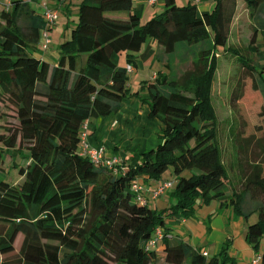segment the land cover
Listing matches in <instances>:
<instances>
[{"label":"trees","instance_id":"obj_1","mask_svg":"<svg viewBox=\"0 0 264 264\" xmlns=\"http://www.w3.org/2000/svg\"><path fill=\"white\" fill-rule=\"evenodd\" d=\"M176 2L163 0L141 22L133 0H81L55 63L44 56L42 32L52 25L43 14L28 0L0 6V105L16 120L0 125V161L9 156L18 176L0 175V264H218L165 220L211 199L245 219L244 239L264 264V64L249 17L264 12V0H213L201 15ZM148 39L168 71L180 48L191 62L175 77L158 69L140 94L128 77ZM123 52L131 71L112 59ZM188 84L194 95L177 90ZM130 97L161 121L158 144L125 163L93 162L81 153L82 124L95 127ZM140 175L172 185L151 199ZM159 198L164 205L151 204Z\"/></svg>","mask_w":264,"mask_h":264},{"label":"rangeland","instance_id":"obj_2","mask_svg":"<svg viewBox=\"0 0 264 264\" xmlns=\"http://www.w3.org/2000/svg\"><path fill=\"white\" fill-rule=\"evenodd\" d=\"M7 1L8 0H0V6L6 4ZM35 1L36 3L33 2V0H30L31 7L33 9L36 8L37 10L41 11V4L37 0ZM80 1L81 0H71L69 4V10H62L60 9L57 3L53 4L51 0H47L48 4L51 7L57 6L58 14L56 20L52 24L51 29L47 31V35H48L47 38L49 42L47 45L48 50L46 53L48 52L52 53L54 51L58 53L59 44L64 39L69 38L71 27L74 24H76L78 20V4ZM178 1L180 2V0ZM68 2L69 1L67 0V2L65 3ZM147 19H149V17L141 20V22H144ZM157 46L158 44L155 41H153L152 47L148 53L150 54V56L158 51ZM144 47H145V43L142 45V48ZM141 49H139L138 51H134V54L140 53ZM183 52H184L183 48H180L178 49L177 52H175L172 55L170 71H168L167 67H164L163 62L166 61L165 58L161 59L163 61H159L158 58L156 57L155 59H151L150 63L144 64L143 62H141L143 64V67H140L138 72H132V73L130 72V75L128 77V83L131 89L132 90L139 89V93L144 94L146 89L144 90V88L141 86V81L148 80L154 74V72L160 68L163 69L164 71H167V73L170 72L171 77H175L178 74L179 75L182 74L185 70L190 68V62H191L190 59L191 57L181 58ZM124 55L122 56L124 57ZM188 56H190L189 53ZM223 59L224 57H221L220 61H223ZM223 71L225 70L223 69ZM224 76L225 73L221 75L222 78ZM193 85L188 84V86H185L186 88L178 87L177 90L182 91L183 93L188 95H194V91L192 89ZM1 110H3L4 113L6 111V113H10V114L8 115L3 114L4 115L3 118L0 119V125L3 122L14 123L16 121L11 114L12 109L9 106L0 105V111ZM152 130L155 132V129ZM150 138L151 139L156 138L157 142L154 143L153 145H148L146 149L155 147L159 142V135L157 136L152 135ZM20 161H21L20 163L25 165L26 163L25 158H23ZM9 169H11L10 170L11 172H9ZM10 173L13 178L18 177L16 172L12 170V167H10L9 156L7 157L5 156V158L0 161V175H5V178H8V176H11ZM21 179L22 178L20 177L18 178V180L15 181H20ZM164 195L167 196L168 194L164 193ZM166 196H163L162 198H165ZM157 202L158 199L152 201L151 204L155 205V203ZM171 202H173V199L171 200ZM170 216L171 217L166 216L165 220L168 224L172 223L171 224L172 230L173 232H175V234H177V237L184 241H188L192 245L200 246L202 249H205L207 251V256H206L207 260L218 256L219 258L218 264H221L222 263L221 256L227 255L228 256V260L226 261L227 264H243L245 258L239 257L240 251H243V248L245 247L246 244L250 248L252 247L244 239L243 231L246 226L245 219L241 215L236 213L235 209L231 204L224 202V200L211 199L207 202L197 200L195 201L193 211L187 213V215H184L181 211H177L175 213H172V215ZM253 217L254 215H252L251 219ZM263 241L264 238L261 241V243ZM254 253L256 252L254 251ZM252 257L249 260V263L251 262ZM234 259L236 261H234ZM114 264H121V263L115 262ZM157 264H172V263H168L162 259L160 260L159 258L157 260Z\"/></svg>","mask_w":264,"mask_h":264},{"label":"crops","instance_id":"obj_3","mask_svg":"<svg viewBox=\"0 0 264 264\" xmlns=\"http://www.w3.org/2000/svg\"><path fill=\"white\" fill-rule=\"evenodd\" d=\"M51 1L53 4H58L57 0ZM68 1L69 2L66 4H61L60 9L68 10L71 0ZM176 1L180 4H195L196 13L198 15L210 11L213 3V0H180V2L178 0ZM33 2L36 3L35 0H33ZM65 2H67V0H65ZM162 9L163 0H155L153 4L147 3L145 0H133V10L138 14L140 20L148 17L150 18L155 14H158L160 11H162ZM34 10L36 12H39V10H37L36 8ZM249 17L250 21L258 27L255 52L260 59V63L264 64V12L262 10H254L250 12ZM152 44L153 40L148 39L145 42V47H141V52L134 55L135 60L133 61L135 66L133 67L132 72H138L139 68L143 67V64L141 62H143L144 64L150 63L151 59L156 58V53L160 52L161 48L158 47V45V51L150 56V54L148 53L152 47ZM124 54L125 53H120L118 55L114 54L112 56L113 61L119 66H126L128 63L126 55ZM122 55H124V57ZM44 56L50 62L55 63L57 52H48L45 53ZM164 67H166L165 64ZM161 127L162 123L158 118H151L149 116V105L144 99L139 100L137 97H130L124 100L122 107L117 113L101 117L95 127L89 124V141L93 146L104 144L106 146V155H118L123 161L127 153L136 150L142 151L146 149L148 145H153L154 143H156L157 139H151L150 137L152 135H160ZM152 129H155V132ZM123 163H125V161H123ZM188 174H190V172H186V175ZM169 177L172 176L169 175ZM138 178V180H141V182L143 183V186L146 187L145 192L148 195L150 194V189L155 187L156 183L159 181L158 179H152L147 175H140L138 176ZM164 204L165 201L163 199H158V202L156 203L158 207H161ZM171 224L172 223L168 225L172 227ZM254 251L255 250L253 247L250 248L247 244L245 245L243 251H240L239 253V257L245 258L243 264L249 263V260L254 254Z\"/></svg>","mask_w":264,"mask_h":264},{"label":"built area","instance_id":"obj_4","mask_svg":"<svg viewBox=\"0 0 264 264\" xmlns=\"http://www.w3.org/2000/svg\"><path fill=\"white\" fill-rule=\"evenodd\" d=\"M30 2V0H28ZM41 4V13L43 14L46 22L48 25H52L54 21L57 18V8L51 7L47 0H37ZM147 3L153 4L155 0H145ZM42 37H43V43L42 46L47 48L48 45V35L47 31L42 32ZM126 68L128 71L132 70L131 65H126ZM81 153L85 154L87 157H89L93 162L99 163V162H105L107 164H112V163H119L121 161V157L118 155H113L111 158H106L105 154V145L101 144L98 146H93L90 144L89 141V123H83L81 127ZM172 185V181L169 180H162L158 182L155 187L150 191V198L154 199L157 196L161 195L166 189L170 188ZM142 187L140 184L137 182H134L131 185V189L133 192L140 193L142 190ZM144 189V188H143ZM143 201V199H142ZM158 236L161 235L160 231H157ZM203 255H206V252L203 251ZM249 264H260V255L256 252L253 254L252 260Z\"/></svg>","mask_w":264,"mask_h":264},{"label":"clouds","instance_id":"obj_5","mask_svg":"<svg viewBox=\"0 0 264 264\" xmlns=\"http://www.w3.org/2000/svg\"><path fill=\"white\" fill-rule=\"evenodd\" d=\"M156 184H157V183H156ZM153 188H154V187H153ZM153 188H152V189H153ZM152 189H151V190H152ZM151 190H150V191H151ZM149 197H150V194H149ZM206 255H207V253H206Z\"/></svg>","mask_w":264,"mask_h":264}]
</instances>
